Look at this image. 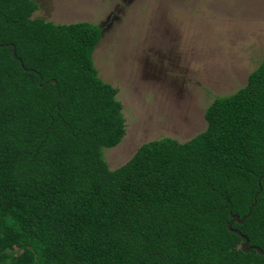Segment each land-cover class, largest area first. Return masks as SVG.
Listing matches in <instances>:
<instances>
[{"label":"trees","instance_id":"obj_1","mask_svg":"<svg viewBox=\"0 0 264 264\" xmlns=\"http://www.w3.org/2000/svg\"><path fill=\"white\" fill-rule=\"evenodd\" d=\"M36 9L0 0V264H264L226 229L236 215L230 229L264 251V57L202 132L110 170L102 149L124 121L92 64L100 29Z\"/></svg>","mask_w":264,"mask_h":264},{"label":"rangeland","instance_id":"obj_2","mask_svg":"<svg viewBox=\"0 0 264 264\" xmlns=\"http://www.w3.org/2000/svg\"><path fill=\"white\" fill-rule=\"evenodd\" d=\"M32 1V19L100 29L92 64L116 88L124 121L121 141L102 149L110 170L143 143L202 132L205 108L243 87L264 57V0Z\"/></svg>","mask_w":264,"mask_h":264},{"label":"water","instance_id":"obj_3","mask_svg":"<svg viewBox=\"0 0 264 264\" xmlns=\"http://www.w3.org/2000/svg\"><path fill=\"white\" fill-rule=\"evenodd\" d=\"M11 48V58L13 60H16L19 64V67L21 68V70L25 71L21 65V61L18 60L15 56H14V48L12 45H8ZM5 45H0V48H4ZM52 83H54V81H51ZM230 214V213H229ZM232 223H238L241 224L242 220H238V217L236 215H231V219L229 221V223H227L226 225V229L232 233H234L237 237H239V239L241 240L242 244L239 246V250L242 253H249L250 251H254L257 255L264 257V251H262L261 249H259L258 247H247V239L245 238V236L241 235L238 231L236 230H232L230 229V224Z\"/></svg>","mask_w":264,"mask_h":264}]
</instances>
